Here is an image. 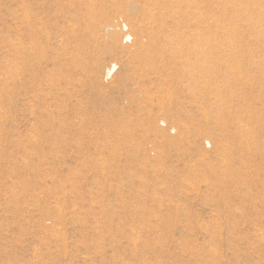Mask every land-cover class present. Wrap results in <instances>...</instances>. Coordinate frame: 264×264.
<instances>
[{
	"label": "rangeland",
	"instance_id": "rangeland-1",
	"mask_svg": "<svg viewBox=\"0 0 264 264\" xmlns=\"http://www.w3.org/2000/svg\"><path fill=\"white\" fill-rule=\"evenodd\" d=\"M0 264H264V0H0Z\"/></svg>",
	"mask_w": 264,
	"mask_h": 264
},
{
	"label": "bare ground",
	"instance_id": "bare-ground-1",
	"mask_svg": "<svg viewBox=\"0 0 264 264\" xmlns=\"http://www.w3.org/2000/svg\"><path fill=\"white\" fill-rule=\"evenodd\" d=\"M92 16H94V14L92 15ZM108 27V26H107ZM41 49V48H40ZM43 59V58H42Z\"/></svg>",
	"mask_w": 264,
	"mask_h": 264
}]
</instances>
